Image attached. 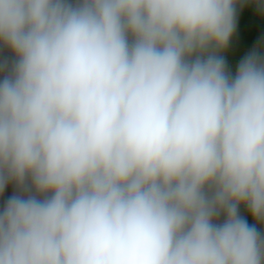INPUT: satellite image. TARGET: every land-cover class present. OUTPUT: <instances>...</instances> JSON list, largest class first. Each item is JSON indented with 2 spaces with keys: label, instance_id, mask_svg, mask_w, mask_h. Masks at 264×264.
Returning <instances> with one entry per match:
<instances>
[{
  "label": "clouds",
  "instance_id": "clouds-1",
  "mask_svg": "<svg viewBox=\"0 0 264 264\" xmlns=\"http://www.w3.org/2000/svg\"><path fill=\"white\" fill-rule=\"evenodd\" d=\"M241 3L0 0V264H264Z\"/></svg>",
  "mask_w": 264,
  "mask_h": 264
},
{
  "label": "trees",
  "instance_id": "trees-1",
  "mask_svg": "<svg viewBox=\"0 0 264 264\" xmlns=\"http://www.w3.org/2000/svg\"><path fill=\"white\" fill-rule=\"evenodd\" d=\"M264 42V10L250 0H242L238 18L237 37L230 50L239 52ZM252 223V218L248 217Z\"/></svg>",
  "mask_w": 264,
  "mask_h": 264
},
{
  "label": "rangeland",
  "instance_id": "rangeland-1",
  "mask_svg": "<svg viewBox=\"0 0 264 264\" xmlns=\"http://www.w3.org/2000/svg\"><path fill=\"white\" fill-rule=\"evenodd\" d=\"M249 51L250 50L235 52L230 50V54L228 56V62L233 71H235V67L240 61V59H242Z\"/></svg>",
  "mask_w": 264,
  "mask_h": 264
},
{
  "label": "crops",
  "instance_id": "crops-1",
  "mask_svg": "<svg viewBox=\"0 0 264 264\" xmlns=\"http://www.w3.org/2000/svg\"><path fill=\"white\" fill-rule=\"evenodd\" d=\"M260 46H264V42L260 45ZM251 49H253V48H251ZM251 49H245V50H251ZM245 50H242V51H245ZM240 52V51H239Z\"/></svg>",
  "mask_w": 264,
  "mask_h": 264
}]
</instances>
